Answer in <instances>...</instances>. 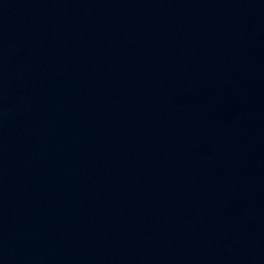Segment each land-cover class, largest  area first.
<instances>
[{
	"label": "water",
	"instance_id": "95a60500",
	"mask_svg": "<svg viewBox=\"0 0 264 264\" xmlns=\"http://www.w3.org/2000/svg\"><path fill=\"white\" fill-rule=\"evenodd\" d=\"M0 264H264V0H0Z\"/></svg>",
	"mask_w": 264,
	"mask_h": 264
}]
</instances>
